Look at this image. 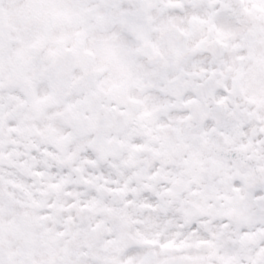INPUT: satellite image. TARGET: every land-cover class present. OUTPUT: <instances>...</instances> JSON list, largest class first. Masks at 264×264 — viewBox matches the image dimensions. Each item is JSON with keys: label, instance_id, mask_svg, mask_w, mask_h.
<instances>
[{"label": "snow or ice", "instance_id": "snow-or-ice-1", "mask_svg": "<svg viewBox=\"0 0 264 264\" xmlns=\"http://www.w3.org/2000/svg\"><path fill=\"white\" fill-rule=\"evenodd\" d=\"M0 264H264V0H0Z\"/></svg>", "mask_w": 264, "mask_h": 264}]
</instances>
